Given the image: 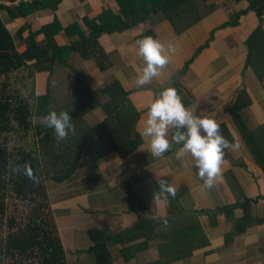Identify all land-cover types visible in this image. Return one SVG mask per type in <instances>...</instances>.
<instances>
[{
  "label": "crops",
  "instance_id": "0c3cea01",
  "mask_svg": "<svg viewBox=\"0 0 264 264\" xmlns=\"http://www.w3.org/2000/svg\"><path fill=\"white\" fill-rule=\"evenodd\" d=\"M32 4H0V20L18 54L26 50L27 38L32 33L37 34L39 46L46 45L45 35L39 32L45 25H55L51 34L56 45L69 46L79 36L72 30L73 34H69L68 28L79 25L87 34L84 18L119 14L116 0H53L45 8L35 5L34 10L28 11ZM193 5L200 15L197 21H190L193 16H188L174 24L162 13H156L127 30L100 33L96 38L97 49L106 56L107 66L70 51L66 63L56 62L50 72L33 73L28 66L13 72L27 70L25 74L30 77L25 83L27 89L33 98L46 96L51 110H63L70 103L89 97L98 105L81 116L82 125L91 131L71 175L62 182L45 180L51 212L70 264H93V255L86 253L92 245L87 236L89 230L114 235L137 220L158 219L152 223L153 238L136 234L128 242L107 248L112 264H148L159 259L160 245L170 241L161 237L167 229L161 221L164 218H177L196 210L210 212L241 202L245 197L254 200L250 203L252 216L264 217V166L256 162L229 112L238 91L243 89L248 104L240 115L246 128L253 130L264 123V89L252 68L245 67V42L257 27L264 32V14L258 17L250 10V0H194ZM185 21L187 25H180ZM143 35L165 44L171 42L176 51L161 76L151 84L137 87L134 65L139 61L134 42ZM189 60L191 63L181 72ZM113 82L126 93L125 98L119 96L114 106L104 90ZM173 85L177 86L186 108L196 115L215 119L224 137L239 144L235 150L225 149L222 181L206 193L201 192L202 181L190 158L185 166V161L176 158L175 149L153 157L140 136L146 103L162 88ZM121 105L130 111L128 116L120 112L118 121L111 114ZM41 117L33 116L32 120L41 124ZM135 135L141 138L140 143L123 153ZM157 177L173 185L176 193L181 191L173 213L169 203L153 200ZM233 215L241 216L242 208L235 207ZM197 218L208 245L193 250L186 258L165 264H264V221L249 223L242 233L225 243V234L233 229L232 219L220 212L216 225L212 226L207 214H198ZM143 243L146 247L134 252L128 261L120 256L121 248Z\"/></svg>",
  "mask_w": 264,
  "mask_h": 264
},
{
  "label": "trees",
  "instance_id": "16d2710c",
  "mask_svg": "<svg viewBox=\"0 0 264 264\" xmlns=\"http://www.w3.org/2000/svg\"><path fill=\"white\" fill-rule=\"evenodd\" d=\"M53 0L36 1L28 7V11L34 10V6L45 8L46 4ZM194 0H116L119 7V14L108 15L99 14L92 19L84 18L87 34H85L79 25H73L68 28L69 34H77L78 40L69 46H58L53 40L54 24L45 25L39 31L45 35L46 45L39 46L36 42V33H32L27 38V48L21 53H15L11 36L0 20V78L28 66L33 73L52 70L56 62L66 63V59L70 51H77L83 59L92 57L95 61L103 66L108 65L106 56L97 49L96 38L100 33L110 34L113 32H121L127 30L135 25L140 24L148 18L151 14L162 13L167 20L174 24L188 16H193L190 21H197L199 14L193 5ZM240 1V0H234ZM250 10L254 11L258 17L264 14V0H250ZM189 21V22H190ZM180 24V23H179ZM186 24L181 23L180 25ZM72 30V32H71ZM37 32V33H39ZM151 34V33H150ZM246 59L245 67L250 66L257 77L258 81L264 89V32L261 27H257L245 42ZM29 63V64H27ZM191 60L186 62L181 72L185 71ZM99 66V68H103ZM177 90V86L173 85ZM7 85L0 87V133L13 131L10 125V120H14L18 126L24 130L33 128L35 136H39L37 141L41 146V159L38 183L42 194L41 198H36V208L31 211L23 225L16 223L9 218L7 222V232L5 235L8 238L1 237L0 239V264H70L67 260L66 251L63 247L59 231L54 216L51 212L50 202L46 194L45 180L52 179L56 182H62L67 179L73 172L75 165L79 160V153L82 145L86 140L87 134L91 129L84 128L82 114L97 107V102L92 97L86 98L82 101L70 103L63 107V111H68L71 116L72 123L75 126V133H69L67 139L57 142L54 136L53 129L46 128L42 124L34 123L33 116H43L50 111L48 98L46 96L35 97L33 105L29 100H16V98L7 94ZM105 92L110 96V103L114 106L119 96L125 98L124 91H121L117 82L110 83L105 87ZM236 99L229 107V112L234 117V120L242 132L252 155L260 166H264V123L253 130H248L241 118L240 111L247 106V94L243 89L239 90ZM88 97V96H87ZM189 101L185 102L187 104ZM55 110L57 112L61 111ZM123 113L128 116L124 106L118 111L112 112L116 119L120 121L119 114ZM34 123V124H33ZM136 137V138H135ZM123 153L132 150L136 142L140 143L141 138L135 135ZM69 143H71L69 145ZM176 146L173 147V150ZM172 150V151H173ZM51 152V154H50ZM48 157L46 159V156ZM20 158L17 163H29L34 174L38 170V166L33 162L34 154L28 150L20 153ZM33 155V156H32ZM40 159V160H41ZM45 160V163H44ZM47 166H51L48 169ZM39 171V170H38ZM43 171V173H41ZM3 174L0 168V176ZM15 179L11 177L8 181L14 184L15 194L22 198H34L33 196L36 188L33 186V181L24 175H15ZM3 181L4 180H0ZM158 185H156V190ZM40 189V187H39ZM41 192V191H40ZM181 192V191H180ZM179 192V193H180ZM176 193L175 197H169L168 203L170 213H173V207L179 196ZM251 198L245 197L243 201L230 204L214 210L204 211L196 210L192 214L177 218H164L161 221L167 222V229L161 234L163 239L170 241L160 245L159 259L148 264H165L167 262L186 258L190 256L193 250L208 245V239L203 232L198 221V214H207L212 226L216 225V215L220 212L224 213L228 219L233 220V229L224 236L225 243L231 242L236 234L242 233L246 225L249 223L259 221L263 222L264 217L255 218L250 213ZM241 207L242 215L235 218L233 215L234 208ZM3 204L0 202V213H3ZM44 214L45 217L40 215ZM50 216V221L47 222L46 217ZM159 221L158 219H143L137 220L130 227H125L122 230L110 235L103 231L89 230L87 232L88 238L92 241V245L86 250V253L93 255V264H112L107 248L109 245L122 244L128 242L136 234H142L146 238H153L152 223ZM158 234H155V237ZM146 247V243L134 245L132 248L126 247L119 250V254L124 261H128L134 252L142 250ZM26 260V261H25Z\"/></svg>",
  "mask_w": 264,
  "mask_h": 264
},
{
  "label": "clouds",
  "instance_id": "9594fccd",
  "mask_svg": "<svg viewBox=\"0 0 264 264\" xmlns=\"http://www.w3.org/2000/svg\"><path fill=\"white\" fill-rule=\"evenodd\" d=\"M135 55L139 63L134 65L135 84L143 87L151 84L161 76L175 54V46L169 42H161L152 36L143 35L135 40ZM68 111L50 110L40 118V123L53 129L57 142L75 133V126ZM140 136L153 157H161L175 147L178 160L191 159L196 168V175L202 181L201 192L211 190L218 181H222L225 149L235 150L239 144L230 143L223 135L220 123L210 116L196 115L182 102V98L174 87H164L153 95L145 105L141 118ZM10 172L24 175L34 183L38 177L29 163H17L10 166ZM157 190L153 200L161 204L168 203L169 197L174 198L176 188L167 180L157 177ZM164 226L167 228V222Z\"/></svg>",
  "mask_w": 264,
  "mask_h": 264
},
{
  "label": "rangeland",
  "instance_id": "374dc122",
  "mask_svg": "<svg viewBox=\"0 0 264 264\" xmlns=\"http://www.w3.org/2000/svg\"><path fill=\"white\" fill-rule=\"evenodd\" d=\"M27 70H25L26 72ZM24 73H11L6 77L0 78V87L4 84L7 85L6 91L7 94L16 98V100H26L33 105L34 98L32 92L27 89L26 82L30 79ZM30 76V75H29ZM127 114H129V108L125 109ZM10 125L13 128L11 132H1L0 133V168H2L3 174L0 176V202L3 204V213H0V239L8 238L5 235L7 232V222L9 218H14L13 220L21 225H23L27 219V216L31 214V211L36 208V198H41L42 190L41 183H34L33 186L36 188L33 196L34 198H22L15 194L14 184L8 181L11 177L15 179L13 174L10 172V166H14L16 161L20 158V153L24 150H28L34 154L33 162L38 166L36 171V176L39 177L40 170H43V167L40 166L42 163L41 155V144L37 141V136H35L33 128L29 130H24L21 126L14 120H10ZM34 124V123H33ZM51 154V152H50ZM48 154L46 156V159ZM41 159V160H40ZM45 163V160H44ZM51 170V166H47ZM43 171L41 173H43ZM40 187V189H39ZM41 191V192H40ZM45 217L44 214L40 215ZM47 222L50 221V216L46 217ZM26 261V260H25ZM26 264H29V261H26Z\"/></svg>",
  "mask_w": 264,
  "mask_h": 264
},
{
  "label": "built area",
  "instance_id": "2783aa9c",
  "mask_svg": "<svg viewBox=\"0 0 264 264\" xmlns=\"http://www.w3.org/2000/svg\"><path fill=\"white\" fill-rule=\"evenodd\" d=\"M36 1H41V0H0V4L6 5V6H16L21 3H29V2H36Z\"/></svg>",
  "mask_w": 264,
  "mask_h": 264
}]
</instances>
